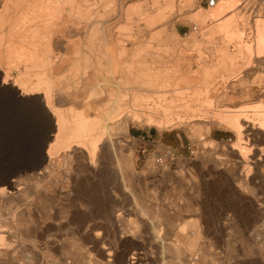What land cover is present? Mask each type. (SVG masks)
<instances>
[{
  "label": "rangeland",
  "instance_id": "374dc122",
  "mask_svg": "<svg viewBox=\"0 0 264 264\" xmlns=\"http://www.w3.org/2000/svg\"><path fill=\"white\" fill-rule=\"evenodd\" d=\"M136 1L143 4L151 0ZM173 2V9L164 15L166 21L154 27L156 34L143 23L133 28L134 34L135 29L140 31L138 50L152 53L153 59H163L154 74L169 78L156 85H167L165 90L203 85L220 91L234 85L235 80L238 88L239 81L246 77L244 86L254 91L255 98L247 103L262 102L257 95L264 96V62L252 60V71L243 72L245 60L238 48L229 44L223 52L221 35L204 32L213 23L198 24L191 19L196 11H209L217 5L207 8L206 0H196L193 6L181 0ZM237 5L234 13L241 12L246 23L242 27L243 40H251V22L264 17V0H237ZM162 8L163 2L159 1L156 9ZM10 97L0 95V181L18 180L14 187L29 197L10 205L7 201L13 195L7 194L1 203L8 252L0 264H264V206L258 198L264 192V138L258 139L262 133L255 135L249 129L245 133L252 146L248 157L250 175L245 177L249 193H243L234 181L244 169L229 154L233 134L205 124L195 135L182 128L159 132L132 124H128L125 135L108 131L94 159L96 167L75 155L66 166L60 155L57 166L51 161L47 169L50 173L46 170L41 179L44 191H32L29 179L39 172L40 168L34 167L54 132L47 128L40 103L30 108L20 103L29 97ZM34 99L28 103L32 105L37 101ZM237 100L241 98L232 99L233 106ZM147 107L141 105L142 109ZM136 130L142 132L140 137ZM197 138L208 151L201 153ZM229 138L232 142L226 146L224 141ZM129 153L134 157L132 165L127 164ZM216 157L224 162L218 167L213 164ZM150 160L157 161L154 169L143 171ZM70 243H76L87 262L76 261L73 249L67 255L62 253ZM165 248L183 254L171 255Z\"/></svg>",
  "mask_w": 264,
  "mask_h": 264
},
{
  "label": "bare ground",
  "instance_id": "6f19581e",
  "mask_svg": "<svg viewBox=\"0 0 264 264\" xmlns=\"http://www.w3.org/2000/svg\"><path fill=\"white\" fill-rule=\"evenodd\" d=\"M159 1L163 2L162 9H156ZM181 1L184 4H191L196 0ZM136 2V0H2L0 95L12 98L18 95L20 99L29 97V100H19L22 105L30 108H35L40 103L45 111L47 128L49 132H54L39 158L38 166L34 167L35 170L40 168L39 172L35 173L36 177L29 179L30 190L44 191L41 179L45 178L44 173L51 167V161L54 160V166H57L56 160L60 155L63 156L61 161L66 166L73 162L72 156L75 155L80 161L86 159L92 168L96 167L94 159L96 160L99 147L105 143L108 131L117 130L125 135L128 124H132L153 127L159 132L182 128L187 133L195 135L200 126L205 124L233 134L235 140L228 147L229 154L244 169L234 181L243 193L251 192V188L248 189L246 186L245 177L250 175L248 157L252 155V146L246 138L248 134L245 133L248 129L254 131L255 135L264 133L263 94L257 95V100L263 98L262 102L248 104L254 98L252 94L254 91L249 90L248 86L249 89L245 88L246 77L239 81L238 88H235V84L238 83L235 80L234 85L231 83L227 88L221 87L220 91L215 87L203 85L200 87L196 85V88L191 86L193 89L189 87L191 84L186 87L183 85L185 89L173 87L170 90L164 89L167 85H156L155 82H163L169 78V75L154 74L158 70L156 65L163 64V59L161 57L153 59L152 53L144 54L138 50L137 34L140 31L135 29L137 34H134L133 28L138 22L143 23L150 33L156 34L153 31L154 27L163 20L166 21L164 15L173 9L174 2L173 0H151L144 1L143 4ZM191 5L190 7L194 3ZM216 5L209 11H196L191 19L198 24L213 23L205 28L204 32L221 35L224 43L221 44L224 45L221 48L223 52L229 44L238 48L243 56L242 61L245 60L243 62L245 64H242L245 66L243 72L254 68L251 65L252 60L257 64H263L264 17L251 22V40L244 41L242 27L246 25L243 24L245 19L242 20L241 12L234 13L239 6L237 0H217ZM145 81L154 83L145 84ZM31 96L38 97L31 98L37 100L32 105L28 103ZM236 97L241 100H237V105L233 106L231 101ZM141 105L148 107L142 109ZM199 138L195 140L199 142L201 153H205L208 148L203 146L204 143H201ZM132 155V153L127 155V164L132 165L134 158ZM45 162L47 165L42 167ZM156 162L148 161L143 171L151 172ZM222 163L224 162L219 157L213 160L215 167ZM79 165L82 167L80 163ZM48 172L50 173V170ZM17 181H0V212L1 203L7 194L13 195L7 204L18 199H28L29 196L19 192L18 187H14L18 185ZM47 182L49 184V179ZM3 185L8 189H14L15 192H8ZM1 217L0 215V259L8 252L7 231L3 228ZM69 249L75 251L76 261L85 260L76 243H70L62 249V253L67 255ZM165 249L171 255L183 254L182 251Z\"/></svg>",
  "mask_w": 264,
  "mask_h": 264
},
{
  "label": "built area",
  "instance_id": "2783aa9c",
  "mask_svg": "<svg viewBox=\"0 0 264 264\" xmlns=\"http://www.w3.org/2000/svg\"><path fill=\"white\" fill-rule=\"evenodd\" d=\"M216 3H217V0H206V7H207V8L214 7V6L216 5ZM193 29H194V30H197V26H194ZM260 137H261V138H264V134L259 135V136H258V139H259ZM231 142H232V139H231V138H229V139H227L226 141H224V143H225L226 146H229L230 144H228V143H231ZM169 155L171 156L170 159L172 160L173 157H174V154L171 153V154H169ZM160 161H161V159L159 160V162H160ZM258 198H259L260 202L262 203V205L264 206V192H263L261 195H259Z\"/></svg>",
  "mask_w": 264,
  "mask_h": 264
},
{
  "label": "crops",
  "instance_id": "0c3cea01",
  "mask_svg": "<svg viewBox=\"0 0 264 264\" xmlns=\"http://www.w3.org/2000/svg\"><path fill=\"white\" fill-rule=\"evenodd\" d=\"M135 133H136L137 137H140V136L142 135V132H139L138 130H136ZM143 137H144V136H143ZM143 137H142V138H143Z\"/></svg>",
  "mask_w": 264,
  "mask_h": 264
}]
</instances>
